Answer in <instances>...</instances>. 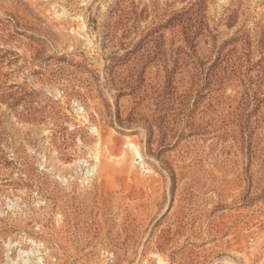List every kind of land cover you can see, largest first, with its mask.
<instances>
[{"label":"rangeland","instance_id":"rangeland-1","mask_svg":"<svg viewBox=\"0 0 264 264\" xmlns=\"http://www.w3.org/2000/svg\"><path fill=\"white\" fill-rule=\"evenodd\" d=\"M0 264H264V0H0Z\"/></svg>","mask_w":264,"mask_h":264}]
</instances>
